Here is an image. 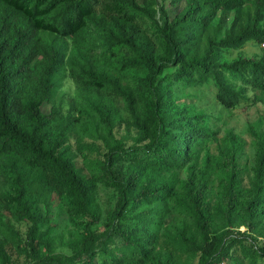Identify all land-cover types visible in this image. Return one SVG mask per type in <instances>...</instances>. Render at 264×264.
I'll list each match as a JSON object with an SVG mask.
<instances>
[{
	"label": "trees",
	"instance_id": "1",
	"mask_svg": "<svg viewBox=\"0 0 264 264\" xmlns=\"http://www.w3.org/2000/svg\"><path fill=\"white\" fill-rule=\"evenodd\" d=\"M166 1L174 8L172 14ZM245 5L251 7L252 16L237 33L228 30L218 40L206 35L202 55L188 56L216 12L223 18L233 11L234 20H238ZM96 11L111 20L109 27L97 23L102 30L99 45L103 53L120 55L121 68L142 69L144 74L132 89L117 72L98 67L81 52L79 72L72 71L80 85L95 91L110 88L124 102L129 114L126 125L136 129L134 143L127 145L113 132L116 120H120L115 107L108 101L95 107L100 126L95 134L105 151L91 163L95 172L86 177L76 161L83 143L77 138L73 148L70 142L82 116L62 115L54 105L60 84L56 75L60 51L43 39V33L80 43ZM155 11L138 0H0V175L8 183L0 199L15 220L27 224L24 237L13 243L17 253L24 256L21 264H175L171 255L163 257L156 249L154 233L145 227L128 228L122 220L130 209L165 203L174 195V171L168 177L162 173L190 168L196 147L210 135L199 125L203 121L200 115L186 116L171 101L172 84L211 79L216 97L226 107L238 102L240 92L225 73L264 91V52L257 59L218 61L222 48L239 49L248 41L264 42V27L259 25L264 19V0H163L157 7L158 19L152 15ZM146 15L163 40L165 58H158L155 46L144 37L141 26ZM68 62L75 64L71 58ZM169 63L179 65L176 73L161 75ZM138 94L144 96L143 101ZM48 103L51 106L45 112ZM88 123L92 125V121ZM253 172L249 187L240 193L243 213L232 204L236 193L231 187L229 200L214 208L222 215L220 225L212 220L205 201L206 166L196 179L189 176L181 183L189 215L188 221L177 225L173 237L181 252L198 255V264H264L250 246L234 241L225 230L236 224L251 227L262 216L264 145L256 155ZM97 183L111 186L117 193L111 222L101 231L94 228L100 221ZM54 194L64 203L74 229L68 240L51 236L48 228H43ZM156 211L166 212L163 208ZM57 244L71 248V253L55 252ZM0 264H19L1 241Z\"/></svg>",
	"mask_w": 264,
	"mask_h": 264
},
{
	"label": "rangeland",
	"instance_id": "2",
	"mask_svg": "<svg viewBox=\"0 0 264 264\" xmlns=\"http://www.w3.org/2000/svg\"><path fill=\"white\" fill-rule=\"evenodd\" d=\"M143 6L151 5L156 11L152 13L153 17L158 19L157 7L163 4V0H138ZM167 3L168 13L172 14L174 8ZM252 10L249 5H245L241 11L238 20H234L233 11L219 17V12L215 13L210 25L203 30L202 38L194 50L188 53V56L200 57L204 52L205 36L218 40L224 36L228 30L237 33L240 25L245 24L251 19ZM149 15L144 17L146 23L142 24L144 37L157 50L158 58H165L166 51L163 40L157 34ZM98 22L105 23L109 27L111 22L109 17H104L99 11H96V17L88 25L85 36L80 43H75L71 39L60 40L52 34L43 33V39L59 48L60 55L56 63V75L59 79V86L54 94V105L60 110L62 115L82 116L80 122L76 125L75 131L71 134L70 142L75 148L77 138H80L83 148L76 158L77 167L86 177L92 176L94 166L91 164L94 160L101 158L105 148L101 141L96 137L95 130L99 131V124L95 118V107L102 102H110L119 114L120 120H116L114 135L116 138L123 137L127 145L135 141L136 129L127 126L129 114L125 109L122 98L112 93L110 88L100 91L91 90L88 87L81 86L75 73L81 64L79 57L81 52H86L87 56L93 59V63L100 68H107L117 72L120 78L126 82L132 89L137 88L138 77L144 74L141 69L132 67L121 68L122 57H109L103 53L100 48L101 28ZM264 27V19L259 22ZM264 52V47L255 44L253 41L246 42L239 49L222 48L218 54L220 62L231 63L238 58L246 57L257 59ZM121 54V53H120ZM74 60L75 64L71 66L68 61ZM178 66L176 63H169L162 70L161 75L176 73ZM73 68V70H72ZM225 77L231 86L240 92V99L233 107L224 106L216 97V87L211 79L204 83H183L176 82L171 85L172 98L174 105L185 111L186 116L200 115L203 118L201 126L206 128L209 136L200 143L190 162L191 167L183 169H170L162 174L166 177L172 175L176 179L174 185V195L168 197L165 203L154 202L148 205L142 204L135 209H130L125 213L122 220L124 226L145 227L150 233L156 236V249L161 252L163 257L171 255L175 264H198V255L181 252L174 240L177 233V225L184 220H189L188 209L185 207L186 200L182 195L181 183L189 176L196 179L200 171L206 166L207 169V191L205 201L208 205L209 213L216 224H221L220 217L214 208L219 207L220 202L228 201V189L235 190L236 198L232 204L236 211L243 213L240 193L249 187L253 179V166L257 153L264 145V91L252 88L241 81L234 79L230 74L225 73ZM99 96L101 99L97 102ZM140 102L144 96L138 94ZM51 106L48 103L44 106L47 112ZM105 106V105H103ZM92 121L90 126L88 121ZM96 125V127H95ZM101 131V129H100ZM125 168L126 165H122ZM8 188V183L0 175V193ZM116 190L102 183H97L95 189V199L100 208V221L94 226L98 231L103 230L111 222V212L116 201ZM264 207V203L262 204ZM147 208H152L149 213H142ZM165 209L161 213L159 209ZM218 211H223L218 209ZM48 223L43 228H48L49 235L57 237L61 235L64 240L70 239L74 234L72 223L70 222L62 200L54 194L49 202L47 211ZM144 217H148L144 218ZM226 226V225H225ZM13 231L11 232L9 228ZM27 224L17 221L12 217L10 210L2 203L0 199V241L3 248L13 260L21 264L24 256L18 254L13 247V243L24 237ZM227 235L237 242H244L255 251L259 261H264V211L260 220L253 226L234 225L226 226ZM71 248L57 244L55 252L71 253ZM149 264V263H145ZM222 264H233L226 261Z\"/></svg>",
	"mask_w": 264,
	"mask_h": 264
},
{
	"label": "built area",
	"instance_id": "3",
	"mask_svg": "<svg viewBox=\"0 0 264 264\" xmlns=\"http://www.w3.org/2000/svg\"><path fill=\"white\" fill-rule=\"evenodd\" d=\"M260 45H261L262 47H264V42H262Z\"/></svg>",
	"mask_w": 264,
	"mask_h": 264
}]
</instances>
